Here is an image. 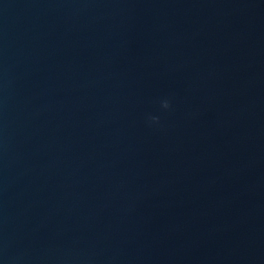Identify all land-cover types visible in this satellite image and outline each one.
<instances>
[{
    "label": "water",
    "instance_id": "1",
    "mask_svg": "<svg viewBox=\"0 0 264 264\" xmlns=\"http://www.w3.org/2000/svg\"><path fill=\"white\" fill-rule=\"evenodd\" d=\"M0 264H264V0H0Z\"/></svg>",
    "mask_w": 264,
    "mask_h": 264
},
{
    "label": "clouds",
    "instance_id": "2",
    "mask_svg": "<svg viewBox=\"0 0 264 264\" xmlns=\"http://www.w3.org/2000/svg\"><path fill=\"white\" fill-rule=\"evenodd\" d=\"M159 104L162 109H165V110L170 109L172 106L171 98L162 97L159 100ZM146 121L149 124H155V123H158L159 117L157 115L148 114V116L146 117Z\"/></svg>",
    "mask_w": 264,
    "mask_h": 264
}]
</instances>
